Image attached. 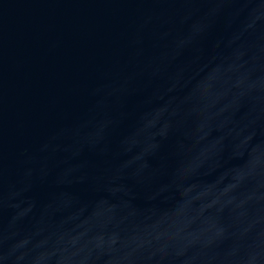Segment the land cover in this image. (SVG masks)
I'll return each instance as SVG.
<instances>
[{
    "label": "water",
    "instance_id": "water-1",
    "mask_svg": "<svg viewBox=\"0 0 264 264\" xmlns=\"http://www.w3.org/2000/svg\"><path fill=\"white\" fill-rule=\"evenodd\" d=\"M0 264H264V0H0Z\"/></svg>",
    "mask_w": 264,
    "mask_h": 264
}]
</instances>
